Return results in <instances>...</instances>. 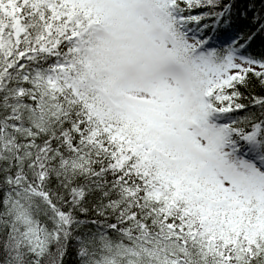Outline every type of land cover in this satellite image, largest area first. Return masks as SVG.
<instances>
[{"label": "snow or ice", "instance_id": "1", "mask_svg": "<svg viewBox=\"0 0 264 264\" xmlns=\"http://www.w3.org/2000/svg\"><path fill=\"white\" fill-rule=\"evenodd\" d=\"M0 264H264V0H0Z\"/></svg>", "mask_w": 264, "mask_h": 264}]
</instances>
